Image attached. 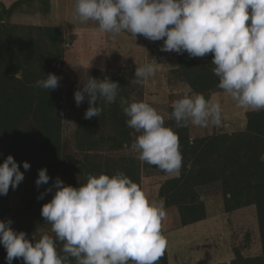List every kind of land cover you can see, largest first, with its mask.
<instances>
[{"label": "clouds", "instance_id": "clouds-1", "mask_svg": "<svg viewBox=\"0 0 264 264\" xmlns=\"http://www.w3.org/2000/svg\"><path fill=\"white\" fill-rule=\"evenodd\" d=\"M74 14L83 22L94 21L113 39L123 32L151 41L163 40L162 52H187L190 58L212 54V71L218 88L236 106L249 111L264 110V0H75ZM156 60L136 64V84H145L159 70ZM103 71V68H101ZM60 77L49 73L36 86L59 87ZM119 83L110 78L90 77L74 93L76 106L88 100L85 119L100 116L103 105L117 101ZM119 102L127 125L139 135L132 144L142 163L168 174L182 167L178 128L220 126L222 106L216 95L186 90L173 101L169 119L144 100ZM25 160L23 169H30ZM20 163L9 154L0 163V195H7L24 180ZM47 168H41L37 187L48 184ZM41 215L54 235L28 238L12 228V219L0 220V244L6 260L24 264H157L166 247L163 201L149 199L141 185L122 171L112 175H89L85 183L66 185L57 177L41 193L53 192ZM57 242L62 243L57 248Z\"/></svg>", "mask_w": 264, "mask_h": 264}, {"label": "rangeland", "instance_id": "rangeland-1", "mask_svg": "<svg viewBox=\"0 0 264 264\" xmlns=\"http://www.w3.org/2000/svg\"><path fill=\"white\" fill-rule=\"evenodd\" d=\"M74 3L75 0H0V41L10 40L12 34L21 38L19 49L22 57H8L10 64L20 60H24V64H31L27 63L26 58L32 46L30 40H33L37 62L32 65L36 73L42 79L49 73L60 77L59 87L50 91L56 93L61 102L60 144L63 164L57 171L64 183L73 186H78L79 181L85 183L87 172L94 171L93 161L100 169L110 168L114 172L130 168L134 182L141 185L149 199L163 201L165 205L163 233L166 247L157 264H229L237 259V253L246 258L260 255L262 243L253 192L251 199H240L239 205L230 211L226 208L227 195L224 194L223 183L197 185L195 190L199 202L203 203L205 218L192 224H182L179 206L167 204L160 196L163 183L169 178H179L182 169L178 174H168L159 168L145 166L138 159L139 154L131 146L139 133L127 125L128 118L122 111L119 98L124 97L130 102L132 99L144 100L152 104L164 116L166 125L170 126L174 121L169 119L171 105L186 90L203 94L206 98L216 95L222 106L221 125L184 127L191 143L196 138L212 135L245 134L248 137L251 135L247 130L248 116L254 111L238 108L217 85L203 92L194 90L184 77L179 54L160 50L163 40L151 41L142 35L136 38L128 32L113 39L110 34L101 31L96 22L82 23L74 14ZM6 33L11 34L4 36ZM2 57L3 53L0 52V62ZM155 60L161 64L154 77L145 84L131 82L136 64ZM192 60L206 66L208 55ZM12 67L10 69L14 70ZM91 76L99 79L107 77L118 82L119 95L115 103L103 105L100 116L85 119L88 100L85 99L77 107L74 93ZM15 77L22 78L21 71H17ZM79 134L96 147L91 151L79 150ZM111 138L116 143L111 142ZM87 157H92V162L86 163ZM256 160L257 168L264 171V153L261 159ZM66 161L70 167L73 166L69 176L68 173L63 175ZM84 161L86 168L83 167ZM21 171H24L25 176L18 187H10L7 195H0V220L11 218L12 228L26 232L28 238L54 235L51 225L41 213L28 214L23 211L28 201L31 179L27 170ZM97 174L93 172L92 175ZM248 178L253 184L257 182L255 177L248 175ZM71 179H74L73 184ZM187 193L186 201L189 202L191 196ZM61 247L62 243L57 242V248ZM0 248L5 250L2 244Z\"/></svg>", "mask_w": 264, "mask_h": 264}, {"label": "trees", "instance_id": "trees-1", "mask_svg": "<svg viewBox=\"0 0 264 264\" xmlns=\"http://www.w3.org/2000/svg\"><path fill=\"white\" fill-rule=\"evenodd\" d=\"M15 4L16 2L13 7ZM10 34L6 33L4 36H10ZM12 35L10 40L0 41V52L3 53L0 62V163H3L9 154H12L20 163L21 170H24L25 160L30 163L31 167L27 172L31 179V187L23 211L28 214L31 212L40 214L42 206L50 201L54 190L44 195L43 199L38 197L54 183L57 177L62 179V175L57 171L63 164L60 144L61 102L56 93L36 86L37 80L42 78L32 65L37 62L33 40H30L32 46L29 57L26 58L27 63L31 64H24V60L10 64L8 57H22V51L19 49L21 38L16 37L15 34ZM211 60L212 54H208V63L202 66L194 62L187 52L179 54V64L184 77L198 92L218 86L219 78L214 73L212 76L214 66ZM10 66H13L14 70L10 69ZM17 71H21L22 78L15 77ZM247 124V130L251 133L248 137L245 134L212 135L196 138L192 143L185 133V128L176 129L183 158L182 174L179 178L167 179L160 187V196L166 203L179 206L183 225L205 218L203 203L199 202V196L195 190L197 185L223 183L224 194L227 195L226 208L230 211L239 205L240 199L244 197L251 199V193H254L262 252L258 256L248 258L241 257L237 253V259L229 264H264V171L257 168L256 160L261 159L264 153V110L251 112ZM170 126L175 127V121ZM79 136L77 144L79 150L91 151L96 147L93 143L81 138L80 134ZM113 141L116 143L115 139L111 138V142ZM91 158L89 157L86 163L92 162ZM86 163L84 161L85 168ZM92 164L94 171L87 172V178L93 172H97V175L115 173L110 168L100 169V166H96V161ZM63 166L65 168L63 175L68 173L69 176L73 166L70 167L68 161ZM145 166L158 168L147 163ZM45 167L50 180L48 184L37 187L38 172ZM123 172L133 180V171L130 168H126ZM248 175L255 177L257 182L253 184ZM70 182L73 184L74 179ZM187 192L191 196L189 202L186 201ZM46 199L47 202H45ZM185 202L187 203L182 204ZM6 255V250L0 248V264H8ZM12 264H24V262L22 259H14ZM72 264H75L74 258H72Z\"/></svg>", "mask_w": 264, "mask_h": 264}]
</instances>
